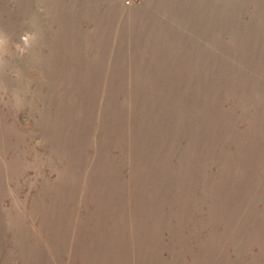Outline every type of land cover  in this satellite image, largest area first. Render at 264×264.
Masks as SVG:
<instances>
[{"label": "rangeland", "instance_id": "374dc122", "mask_svg": "<svg viewBox=\"0 0 264 264\" xmlns=\"http://www.w3.org/2000/svg\"><path fill=\"white\" fill-rule=\"evenodd\" d=\"M0 264H264V0H0Z\"/></svg>", "mask_w": 264, "mask_h": 264}]
</instances>
